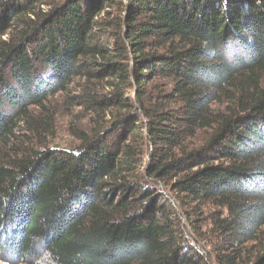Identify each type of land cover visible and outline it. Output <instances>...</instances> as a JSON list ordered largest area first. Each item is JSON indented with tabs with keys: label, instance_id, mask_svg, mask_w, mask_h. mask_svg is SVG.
I'll use <instances>...</instances> for the list:
<instances>
[{
	"label": "trees",
	"instance_id": "16d2710c",
	"mask_svg": "<svg viewBox=\"0 0 264 264\" xmlns=\"http://www.w3.org/2000/svg\"><path fill=\"white\" fill-rule=\"evenodd\" d=\"M56 97L76 145L18 146ZM263 232L264 0H0L1 251L264 264Z\"/></svg>",
	"mask_w": 264,
	"mask_h": 264
},
{
	"label": "rangeland",
	"instance_id": "374dc122",
	"mask_svg": "<svg viewBox=\"0 0 264 264\" xmlns=\"http://www.w3.org/2000/svg\"><path fill=\"white\" fill-rule=\"evenodd\" d=\"M50 105L56 113L50 127L48 129L41 128L37 132L17 133L18 142H20L19 144L16 143L18 146L22 145L31 149H66L71 145H76L74 137L69 135L70 132L68 131L69 125H71L73 119L65 117L62 113L64 112V107L62 105L60 97L54 98V100L50 102ZM77 120L78 119H76V125L78 126L80 124L84 125L86 123V121L84 120ZM73 124H75V122H73ZM171 202L175 205H178L175 199H171ZM183 223L186 225L184 220ZM205 230H207V228ZM0 243H2V241H0ZM193 244L195 245L196 243ZM203 244L204 243L200 242L198 245L196 244V247H201L203 250L202 252L208 253L210 248L204 247ZM39 252L40 253L38 259H30L20 263L12 258L7 251L0 250V264H54L45 253L41 251Z\"/></svg>",
	"mask_w": 264,
	"mask_h": 264
}]
</instances>
